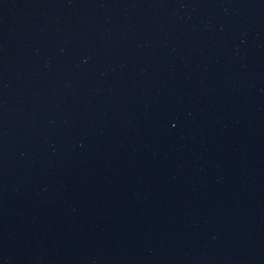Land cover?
<instances>
[{"label":"water","instance_id":"1","mask_svg":"<svg viewBox=\"0 0 264 264\" xmlns=\"http://www.w3.org/2000/svg\"><path fill=\"white\" fill-rule=\"evenodd\" d=\"M0 264H264V0H0Z\"/></svg>","mask_w":264,"mask_h":264}]
</instances>
